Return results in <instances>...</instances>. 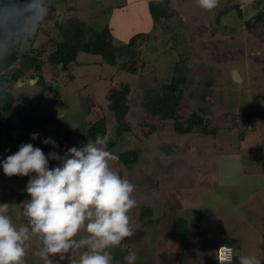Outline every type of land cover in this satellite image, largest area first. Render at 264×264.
<instances>
[{
	"label": "rangeland",
	"instance_id": "rangeland-1",
	"mask_svg": "<svg viewBox=\"0 0 264 264\" xmlns=\"http://www.w3.org/2000/svg\"><path fill=\"white\" fill-rule=\"evenodd\" d=\"M53 1L54 6H59L56 0ZM122 1L124 2L83 0L86 7L84 4L78 7L77 2H74L75 4L68 6L71 11L57 12L51 8L50 2L47 17L34 33L25 29L15 36L0 37V58L6 51L7 42L18 48L22 55H33V50L44 49L50 50L51 53L54 50L53 41H62L57 23L64 24L70 18H79L92 28L102 29L106 25L112 27L115 43L121 45L132 33L143 31L146 27L141 23L143 16H139L141 22H132L137 26L126 20L125 23L116 22L117 19L110 16V6L106 3L115 4ZM218 1V6L213 9L215 12L207 13L206 16L177 13L170 21L160 25L157 31H153L150 41L143 47L144 65H137V74L123 70L121 61L113 67L104 63L100 57L87 53H80L78 60L67 71H63L62 66L53 65L49 61L47 53L41 57L45 64L42 71H30L23 80L5 83L0 88V96L10 92L15 98L12 113L22 109L26 97L43 96L38 114L48 116L55 112V121L45 124L49 133L39 135L41 142L51 138L58 144L57 148H53L52 145L42 142L49 153L55 151L63 156L66 151L62 150L59 144L69 149L73 146L81 147L85 141L78 136L70 137L67 141V131L79 127L85 132L91 124L103 118L107 122L108 150L115 154L129 149L140 151L139 161L131 167L121 163L117 155L116 160L110 161L113 171L135 185L133 197L137 201V206L129 213L136 233L133 237L126 238L121 247L113 249L114 264H127L124 258L129 251H135L137 254L135 264L216 263L217 250L214 247L224 231L217 229L212 222L217 216H212L210 206L207 203L201 206L202 199L198 189L195 190L196 183L200 187L208 185L211 175L219 172L221 180H226V183L236 181V184L243 185L249 183L250 179L244 176L243 170L254 168L259 160L263 162L264 169V30L250 34L244 26L246 20L264 10V0H260L255 6L248 5L244 8L243 20L236 10L231 11L223 17L221 25L216 23L220 11L225 5L228 4L227 7L232 8L234 4L232 0ZM192 3L189 2V9L205 10L197 2L194 5ZM234 3L240 5L237 0ZM98 11H101V16ZM170 25L175 28L174 31L177 28L178 30L174 32ZM125 26H132V30L121 34V27ZM175 34L180 42L172 49L175 42L170 39ZM179 58L183 61L180 63L181 77L183 82H187L180 110L184 116L183 122L192 129L194 126L186 121L191 115H200L210 122L203 126L207 128L208 134L196 130L188 134L178 133L174 128V121L161 122L158 117L150 116L144 110L143 102L151 90H161L162 83L173 79L176 60ZM234 71L242 77L241 83L233 80ZM32 74L41 75L44 82L40 83L39 78L31 79ZM5 76L7 80H11L9 72ZM45 86L47 90H44ZM124 87H129L126 102L130 109L126 122L132 127V131L123 134L113 147L110 141L115 136L117 120L115 113L109 108V97L114 91ZM200 107L207 108V113H201L198 110ZM250 113L259 115L244 124L247 136L242 141L239 134L243 132L244 127L238 129V125L243 123V120L246 121L245 116ZM235 114L243 115H240L242 120L232 118ZM4 116L0 108V122ZM146 123L156 127L149 136L143 133V125ZM12 154V147L8 143L0 148L3 160ZM56 162L58 166L59 162ZM201 177L207 178V183L202 181ZM28 180L29 177L26 176L9 177L0 169V203L9 204V213L18 228L26 226L21 212L23 203L31 199L25 191ZM213 202L223 204L218 198L217 202ZM182 206L186 213L182 211ZM262 206L264 207V203ZM199 207L205 212H195ZM147 208L152 210V215L143 216L142 211ZM227 208L231 210L233 206L229 205ZM246 208L236 210L241 220H244L243 215L246 219L250 212ZM197 216L201 221L197 225L209 229L204 232L203 240L200 241L192 227L189 228L188 246L185 247L186 243L182 246L181 237L173 232L174 220L176 217H188L193 221L192 218ZM86 237L87 233L82 229L75 239ZM171 239L173 240L170 244ZM204 241H207V244L202 245ZM41 247L42 238L32 237L27 242L24 264H44L38 255ZM84 250L81 247L74 249L72 256L71 250L68 255L58 254L51 257L52 264H76ZM186 251L201 255L196 258L191 255L192 258L185 261L182 255Z\"/></svg>",
	"mask_w": 264,
	"mask_h": 264
},
{
	"label": "clouds",
	"instance_id": "clouds-1",
	"mask_svg": "<svg viewBox=\"0 0 264 264\" xmlns=\"http://www.w3.org/2000/svg\"><path fill=\"white\" fill-rule=\"evenodd\" d=\"M49 3L0 0V27L23 18V27L34 33L47 17ZM197 4L212 10L218 0H197ZM38 138V133L32 134L33 140ZM42 142L58 147L51 138ZM108 143L106 135L98 134L94 141L73 146L63 156L55 151L46 155L32 143H23L3 160L5 175L29 177L25 191L31 199L23 203L21 215L26 226L19 228L13 223L9 204L0 203V264H24L27 242L35 236L42 238L38 255L44 264L81 247L85 250L76 264H114L113 249L136 233L129 213L137 201L135 185L110 166L117 156L107 149ZM50 160L59 165L50 167ZM82 229L87 237L75 239ZM124 259L135 264L137 254L129 251ZM216 259L219 264H233L231 250L226 251L225 245L217 251ZM239 264H264V257L241 255Z\"/></svg>",
	"mask_w": 264,
	"mask_h": 264
},
{
	"label": "trees",
	"instance_id": "trees-1",
	"mask_svg": "<svg viewBox=\"0 0 264 264\" xmlns=\"http://www.w3.org/2000/svg\"><path fill=\"white\" fill-rule=\"evenodd\" d=\"M13 2H19V0H13ZM260 0H246V3H250L249 6H255L259 4ZM51 8H58L60 10H67L66 5L54 6ZM260 5H258L259 7ZM236 10L241 20L244 19L243 8L241 5H234L232 8L226 7L220 11L219 16L217 17L216 23L222 24V19L224 15L230 13L231 11ZM150 16H145L143 31H138L132 33L121 45L115 43L113 29L110 26H105L102 29L92 28L91 25L85 21L80 20L79 18H70L64 24L57 25L61 33L62 41H53L54 50L49 53L47 49L44 50H33L31 54H20L18 48L14 47L11 42H7V48L2 58H0V88L5 83H15L23 80L25 75L30 71L40 72L42 67L45 65L41 60V57L49 53V61L56 66H62L63 71H67L72 64L78 60L80 53H87L89 55H95L102 59V61L110 66H117L118 63L122 62V69L130 72L132 74H137L138 64L144 65L143 62V47L151 39L153 31H157L158 27L164 25L165 22L170 21L171 18L176 16V13L172 11L169 7L168 0H162V4L150 3L149 5ZM150 19L151 25L148 24L146 20ZM255 21V24L253 22ZM181 22V20H180ZM23 18L18 22L9 23L3 27H0V37L3 35H12L15 36L21 32H24L25 28L23 27ZM171 26V25H170ZM245 29L251 34L256 33L259 30H264V10L258 11L256 14L251 16L248 20L245 21ZM170 28L175 30L173 26ZM229 29V26H225ZM121 34L126 32V26L121 27ZM153 29V30H152ZM178 30V28H177ZM176 30V31H177ZM172 31V32H173ZM174 31V32H176ZM171 32V33H172ZM170 40L175 42V45L172 46V49L177 47L179 43V38L175 34ZM169 40V41H170ZM175 73L171 81L161 84V90H151L150 94L145 97L143 102L144 110L150 114V116L158 117L161 122L174 121V128L178 133L188 134L192 133L195 130L201 131L203 134H208L207 128H203L204 124H209L210 122L203 118L200 115H191L190 119L186 121L188 124H192L194 128H188L183 122V115L181 114V106L184 96V86L187 82H183L181 77L180 63L182 59L176 60ZM16 67L14 70L12 68ZM9 72L10 79L7 80V74ZM39 78V82L43 83L44 79L41 75H31V79ZM45 86L44 90H47ZM129 94V87H124L120 90L114 91L110 95V109L115 113V118L117 120V127L115 131V136L111 139L110 144L115 147L118 143L117 141L121 138L123 134L132 131V127L126 122V116L129 111V106L126 102L127 96ZM22 98L24 96L22 95ZM56 99L57 96H54ZM25 103L22 109L18 110L15 113L11 112L12 105L15 102L14 96L10 92L4 96H0V108L5 114L4 118L0 122V148L9 144L12 147L13 153L19 150V147L23 143H32L34 147L41 148L44 153L47 155L49 152L46 150V147L38 139L33 140L32 134L38 133L43 135L49 133V130L45 128V124H50L52 121H55V112L49 114L48 116H43L38 114V111L41 107L43 96L35 95L32 98L26 97ZM198 110L205 114L207 113V108H198ZM241 114H235L234 117L239 120H242L243 117H240ZM258 114H248L245 116L246 121L243 120V123L237 121L238 129L239 127H244V124ZM243 116V115H241ZM261 116V115H260ZM107 122L106 120L100 119L94 124H91L89 128L83 132L81 128L76 127L71 131H67V141L70 137L78 136L85 143L87 141H94L96 136L99 134L105 136L107 134ZM146 126V127H145ZM156 130V127L146 123L143 125V133L146 136H149L153 131ZM193 130V131H192ZM242 141L245 140L247 136L246 126L243 128V132L239 134ZM5 141H2V140ZM5 143V144H3ZM62 150L69 149L66 146L59 144ZM116 152V151H115ZM118 159L126 165L131 167L139 161L140 151L129 149L126 151L116 152ZM3 159L0 156V169L2 167ZM56 160H50L49 166L56 167ZM143 216L152 215L151 209H143ZM189 222L184 217L175 218L173 232L175 235L181 237V242H184L187 234L189 233ZM192 230L201 235V229L197 225H192ZM228 245L234 247L237 252L239 249V241L235 238H226L220 244ZM235 264H239V255L236 253Z\"/></svg>",
	"mask_w": 264,
	"mask_h": 264
},
{
	"label": "crops",
	"instance_id": "crops-1",
	"mask_svg": "<svg viewBox=\"0 0 264 264\" xmlns=\"http://www.w3.org/2000/svg\"><path fill=\"white\" fill-rule=\"evenodd\" d=\"M168 1H169V6L171 10H173L176 13V15L178 13L179 15L187 14V16L188 15L189 16H206L207 13L210 14L212 12H215L213 9H212L213 11L206 10V9L204 11H197L196 9L195 11H193V9H189L188 8L190 5L189 2H193L192 5H194L196 4L197 0H193V1L191 0H168ZM235 1L236 0H232V3L234 5H236L234 3ZM50 2H51V5L55 4L53 0H51ZM74 2L75 3L77 2L78 7L84 4L83 0H56V4L58 5L62 4L64 6L66 5L67 10H70V8L68 7L69 4H75ZM237 2L240 3L243 9L246 8L250 4V3H246V0H237ZM150 3L162 4V0H124V2L122 1L121 3L120 2L115 3V4L106 3V5L108 7L110 6V9H108V12L110 16H113L117 19L116 22L125 23V20H126L129 23H132V22L137 23V22H141V19L139 16H143V21L141 23L144 24V21H145L144 16H150V11H149ZM227 5H225L224 8H226ZM84 7H86L85 4H84ZM53 9L55 12L60 10L59 8L58 10L56 8H53ZM100 12L101 11H98L97 13L100 14ZM127 17L129 18L126 19ZM129 19L131 20L129 21ZM147 21L149 24L150 19L146 20V22ZM132 24L137 26V24L135 23H132ZM149 25H151V23ZM131 27L132 26L126 27V30H132ZM262 164L263 162H260L259 160L257 161V164L254 168L243 170L244 176L250 177L249 183L247 184L240 185L239 183L238 185L236 184V181H231V182L228 181V183H226L225 182L226 180L225 181H223V179L221 180L220 178L221 176L219 172L213 173L211 175V180H208V183L210 184L208 185L204 184L205 186L200 187V185L196 183L195 190L197 189L199 190V191L197 190V192L200 194V197L202 199L201 206L204 205V203H207L210 206V210L212 209V213H213L212 216L214 214H216L217 216L214 219H212V222L215 224L217 229L220 228L221 230L224 231L222 232V234H220V237H219L220 239L217 243V246L215 245L214 247L216 248L217 251H218V247L220 246L219 244L224 239L235 238L239 241V249H237V254L239 256L258 255L260 257H264V207L262 206V203H264V169L262 167ZM248 167L249 165L246 168ZM206 179L207 178L201 177V180L204 181L205 183H207L205 181ZM187 187L189 186H186V188ZM254 188L256 189L254 190ZM217 198L219 202L223 203L222 205H218L215 202H213L214 200L217 202ZM229 205L233 206L231 210L227 208V206ZM182 207H183L182 211L186 213L184 206ZM244 207H247L246 210L249 209L250 212L248 215H246V219H245V215H243L244 220H241V217L237 216L239 212H236V210H238L239 208L241 210ZM214 209L215 211H213ZM195 212H200L202 214V212H205V211H203V208L199 207V209ZM192 219L193 221L187 217L190 229L193 224L197 225V223H201V221L198 220V216ZM199 227L201 229V233H200L201 235H198L195 232L194 234L198 235L197 239L202 241L203 240L202 236H204V232L209 228H204L203 225H200ZM230 228L232 229V231H229ZM211 231L215 234L213 230ZM187 236H186L185 241L181 242L182 246L184 245V243H186L185 247L188 246L189 239L187 240V238H190V237H187ZM172 240L173 239L169 241L170 244L172 243ZM205 244H207V241L202 242V245H205ZM239 252L241 253L239 254ZM73 254H74V250L71 251V256ZM180 254H182V252H180ZM191 255H193V253L186 251V252H183L182 256L185 261H188L189 258H192L190 257ZM200 255L201 253L198 255L194 253L193 258L194 257L196 258L197 256H200ZM217 263L218 261L216 259V263L214 262V264H217Z\"/></svg>",
	"mask_w": 264,
	"mask_h": 264
},
{
	"label": "built area",
	"instance_id": "built-area-1",
	"mask_svg": "<svg viewBox=\"0 0 264 264\" xmlns=\"http://www.w3.org/2000/svg\"><path fill=\"white\" fill-rule=\"evenodd\" d=\"M221 248V246L219 247V249ZM218 249V250H219ZM225 250L228 251V250H231V255H232V259H233V264H235V257H236V250L234 249V247L232 246H228V245H225ZM218 261V260H217ZM219 264V262H218Z\"/></svg>",
	"mask_w": 264,
	"mask_h": 264
},
{
	"label": "water",
	"instance_id": "water-1",
	"mask_svg": "<svg viewBox=\"0 0 264 264\" xmlns=\"http://www.w3.org/2000/svg\"><path fill=\"white\" fill-rule=\"evenodd\" d=\"M232 78L237 83H241L242 82V77L236 71L233 72Z\"/></svg>",
	"mask_w": 264,
	"mask_h": 264
}]
</instances>
